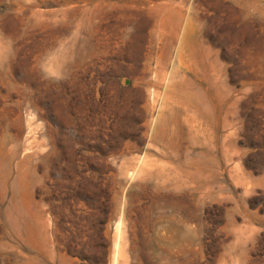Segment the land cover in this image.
<instances>
[{
	"label": "rangeland",
	"instance_id": "374dc122",
	"mask_svg": "<svg viewBox=\"0 0 264 264\" xmlns=\"http://www.w3.org/2000/svg\"><path fill=\"white\" fill-rule=\"evenodd\" d=\"M0 264H264V0H0Z\"/></svg>",
	"mask_w": 264,
	"mask_h": 264
}]
</instances>
